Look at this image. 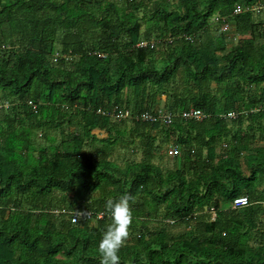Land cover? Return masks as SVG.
Masks as SVG:
<instances>
[{
  "label": "trees",
  "instance_id": "obj_1",
  "mask_svg": "<svg viewBox=\"0 0 264 264\" xmlns=\"http://www.w3.org/2000/svg\"><path fill=\"white\" fill-rule=\"evenodd\" d=\"M258 5L0 0V264H101L107 201L126 193L118 264H264ZM162 93L169 124L132 118L157 112L148 99ZM115 106L131 117L116 120ZM190 107L206 116H177Z\"/></svg>",
  "mask_w": 264,
  "mask_h": 264
},
{
  "label": "clouds",
  "instance_id": "obj_2",
  "mask_svg": "<svg viewBox=\"0 0 264 264\" xmlns=\"http://www.w3.org/2000/svg\"><path fill=\"white\" fill-rule=\"evenodd\" d=\"M131 198V194L126 193L119 199L107 201L111 223L102 232L98 244L101 264H118L121 259L120 250L130 234V225L134 218Z\"/></svg>",
  "mask_w": 264,
  "mask_h": 264
},
{
  "label": "built area",
  "instance_id": "obj_3",
  "mask_svg": "<svg viewBox=\"0 0 264 264\" xmlns=\"http://www.w3.org/2000/svg\"><path fill=\"white\" fill-rule=\"evenodd\" d=\"M257 8H263L264 5L261 7L260 5L255 6ZM243 10L241 5H236L233 12L235 14L240 13ZM215 22L220 23V27L221 30H227L229 25L228 22L225 20V18L223 17H215L214 19ZM189 38V37H188ZM147 42H143L141 41L139 43V45H146ZM150 45L153 46L155 41H149ZM114 118H116V120H121L123 118H128L131 117L130 115V111L128 109H123V108H119L117 106H115L113 108L112 111ZM239 114V112L237 111H228L226 113L221 114L222 117H224L225 119H233L235 117H237V115ZM177 116L183 118V119H188V118H195L197 120H201L203 119L206 115L200 110V109H196L193 107H190L187 110L182 111L180 114H178ZM132 118L138 119V120H142V121H146V122H155V121H162L165 124H169L172 121L173 118V114L169 111H157V112H149V111H145L142 112L140 114H134V116ZM167 153L170 156H174L177 155L179 153V147L178 145H170L168 146L167 149ZM247 203V199L245 197H239L234 199V206H240V205H244ZM82 212H74L72 215V221H76V218L81 215ZM86 214L88 215L89 213L86 212ZM103 216L102 213L97 214V218H101Z\"/></svg>",
  "mask_w": 264,
  "mask_h": 264
},
{
  "label": "crops",
  "instance_id": "obj_4",
  "mask_svg": "<svg viewBox=\"0 0 264 264\" xmlns=\"http://www.w3.org/2000/svg\"><path fill=\"white\" fill-rule=\"evenodd\" d=\"M163 58H164V52H163V50H159L158 56H157L156 61H155L158 68H160L162 66V64H163L162 59ZM217 95L220 96L221 94L218 93ZM148 101H149L148 104L151 103L154 108L156 107L155 109L162 111L165 107L164 104L167 101V97L164 93H162V94H159L158 96L156 95L154 102H151V99H148Z\"/></svg>",
  "mask_w": 264,
  "mask_h": 264
},
{
  "label": "rangeland",
  "instance_id": "obj_5",
  "mask_svg": "<svg viewBox=\"0 0 264 264\" xmlns=\"http://www.w3.org/2000/svg\"><path fill=\"white\" fill-rule=\"evenodd\" d=\"M262 16H264V12H263V14H262ZM212 28H214L213 29V34H215V35H219V33H220V29L218 30V29H215V27H212ZM219 94H221L220 92H218ZM217 151H219V148L217 149ZM154 222V221H153ZM170 230H171V232L172 233H175V234H177V233H181V232H183L184 230H185V226L183 225V224H177V225H175L172 229L170 228ZM174 231V232H173Z\"/></svg>",
  "mask_w": 264,
  "mask_h": 264
}]
</instances>
